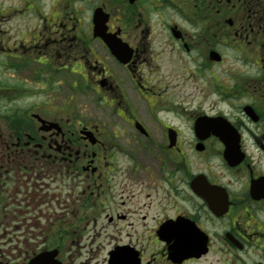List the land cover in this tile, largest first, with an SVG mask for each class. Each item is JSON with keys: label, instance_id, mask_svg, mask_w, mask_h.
<instances>
[{"label": "flooded vegetation", "instance_id": "1", "mask_svg": "<svg viewBox=\"0 0 264 264\" xmlns=\"http://www.w3.org/2000/svg\"><path fill=\"white\" fill-rule=\"evenodd\" d=\"M161 57L190 108L133 106ZM215 262L264 264V0H0V264Z\"/></svg>", "mask_w": 264, "mask_h": 264}, {"label": "rangeland", "instance_id": "2", "mask_svg": "<svg viewBox=\"0 0 264 264\" xmlns=\"http://www.w3.org/2000/svg\"><path fill=\"white\" fill-rule=\"evenodd\" d=\"M17 20V18H14L9 24H15L17 23ZM157 59V61L149 64V66L145 65L143 69L144 75L142 74L137 77V80L149 88V90L145 89L142 94L135 92L134 95H131L130 93V99L133 102V106L137 107L138 105H141V108H148L150 105L155 104L159 99L171 98L172 100L176 101L177 104L182 102L183 107L190 108L195 104L194 101H196V97H194L193 92V84L188 82L187 84L179 85L182 78L178 76V70L176 69L175 64L168 61L166 57ZM215 72L216 75L221 74L222 68L216 67ZM156 89H161L162 92L159 93L160 91L157 90L159 94H156L154 92ZM74 98L77 104L74 112L83 114V117L99 118L101 115H104L103 113L107 109L100 108V110H96V107H90L88 109L89 111H87L86 108H82L84 102H87L86 98H81L80 96H75ZM100 104L106 107L105 101L102 100ZM114 241L115 240L111 237H107L104 232L102 233L101 237L96 239V243L102 244V255H106L107 250L111 247ZM214 264L218 263L215 262Z\"/></svg>", "mask_w": 264, "mask_h": 264}, {"label": "water", "instance_id": "3", "mask_svg": "<svg viewBox=\"0 0 264 264\" xmlns=\"http://www.w3.org/2000/svg\"><path fill=\"white\" fill-rule=\"evenodd\" d=\"M201 233L202 232L198 228L195 229V233L192 234V237L196 239L198 238V240L195 242L196 244L193 245H187L186 241H184L185 238L182 239V242L184 241V245L183 243H179V245L176 240L172 242L170 246V258L174 261H180L183 257L189 255H196L200 257L202 254L206 253L208 239L207 237H201Z\"/></svg>", "mask_w": 264, "mask_h": 264}]
</instances>
